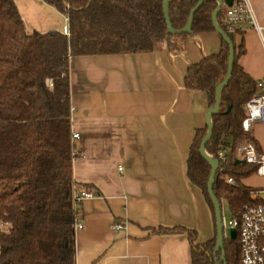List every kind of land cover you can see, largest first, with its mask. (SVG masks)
<instances>
[{"label":"trees","instance_id":"obj_1","mask_svg":"<svg viewBox=\"0 0 264 264\" xmlns=\"http://www.w3.org/2000/svg\"><path fill=\"white\" fill-rule=\"evenodd\" d=\"M200 0H171L168 16L174 31L182 30ZM62 14L68 36L49 31L28 34L14 0H0V264H76L73 203L77 191L90 190L72 176L75 160L71 129L69 58L108 54H139L172 46L163 13L164 0H43ZM216 3L207 1L193 15L191 33L214 31L211 15ZM220 12L217 25L231 40L235 56L231 79L211 118L208 155L228 151V163L215 173L213 194L226 202L233 217L247 204L262 203L256 189L242 184L255 168L234 160L236 143L250 142L259 152L252 131L243 132L246 103L258 93L256 81L237 64L243 46L236 48ZM191 65L184 77L188 90L205 92L214 106L215 88L228 68V45ZM207 128L198 130L186 160V178L198 188L210 208L214 236L197 243L195 232L176 226L157 234H183L191 248V264H239L237 239L223 241L214 253V212L207 195L210 167L199 154ZM232 179L235 185L226 182ZM96 195L98 193L94 192Z\"/></svg>","mask_w":264,"mask_h":264},{"label":"crops","instance_id":"obj_2","mask_svg":"<svg viewBox=\"0 0 264 264\" xmlns=\"http://www.w3.org/2000/svg\"><path fill=\"white\" fill-rule=\"evenodd\" d=\"M248 2L264 28V0ZM233 41L243 46L240 68L254 81L264 79L257 31L243 24ZM171 42L150 53L69 58L71 129L79 136L72 176L99 194L75 208L83 227L75 232L76 264H191L187 237L158 231L184 227L197 243L214 236L210 208L186 178L189 149L196 131L206 127L209 101L205 92L186 89L184 77L191 65L220 51V36L208 31ZM254 139L264 152V140ZM255 177L242 184L264 188V179ZM114 223L125 230L113 231Z\"/></svg>","mask_w":264,"mask_h":264},{"label":"built area","instance_id":"obj_3","mask_svg":"<svg viewBox=\"0 0 264 264\" xmlns=\"http://www.w3.org/2000/svg\"><path fill=\"white\" fill-rule=\"evenodd\" d=\"M220 12L223 13V23L229 34H235L243 25L248 24L253 27L264 43V28H260L255 23L254 14L248 0H231V5L227 6L222 0ZM63 34L68 36L67 27L63 28ZM258 93L252 97L245 105L246 116L241 123L243 132H249L253 125H264V79L256 81ZM79 139L77 134L72 133V140ZM228 151H219L215 158L219 161L218 170L228 163ZM76 156V153H75ZM234 160L239 163L255 168V175L264 177V152L258 153L250 142L236 143L234 149ZM230 185H235L232 179H227ZM90 190L77 191L73 197L74 206L97 198ZM257 200L262 199V203L247 204L243 207L238 219L232 218L229 221L222 217L223 237L229 239V231H236V239L239 244L240 257L239 264H264V188L258 189L254 193ZM82 225L76 223L75 231H80ZM113 231H124L125 225L114 223L111 226Z\"/></svg>","mask_w":264,"mask_h":264},{"label":"water","instance_id":"obj_4","mask_svg":"<svg viewBox=\"0 0 264 264\" xmlns=\"http://www.w3.org/2000/svg\"><path fill=\"white\" fill-rule=\"evenodd\" d=\"M170 1L171 0H164V3H163V13H164L165 22L167 25V32L170 34H182V33H184V34H190V35H192L191 26H192V21H193V15L195 14V12L200 8V6L203 3L207 2V1L215 2L216 3V9L214 10V12L211 15L212 27H213V30L222 38V40L228 45V48H229L227 74H226L225 78L223 79V81L220 82L215 88V97H214L215 103H214L213 107L208 109V111L205 115V125L207 128V131H206L205 136L202 138L200 146H199L200 156L204 159V161L210 167V174H209V178H208V182H207L206 187H207V195H208V198H209L210 203H211L212 208H213L214 220H215V231H216V243L215 244L216 245H215L214 253L216 254L217 252H220L221 253V260H223L224 237H223V228H222L221 204H220V201H218L213 194L214 178H215V173L217 172L218 167H219V161L215 158L210 157L206 153L205 146L212 136L213 125L211 122V118L218 113L219 107H220V95H221L223 89L228 85V83L231 79L235 51H234V47H233L231 40L228 38V35L225 33L224 30H222L217 25V22H216V18H217L218 14L220 13V10H221V6H222V2H223L222 0H200L197 3V5L191 10L186 26L180 31H174V29L172 28V25L170 23L168 12H167L168 5H169ZM224 2L226 3L227 6H230L232 3L231 0H224ZM229 239L231 241H234L236 239V231L235 230L229 231Z\"/></svg>","mask_w":264,"mask_h":264},{"label":"rangeland","instance_id":"obj_5","mask_svg":"<svg viewBox=\"0 0 264 264\" xmlns=\"http://www.w3.org/2000/svg\"><path fill=\"white\" fill-rule=\"evenodd\" d=\"M15 2V1H14ZM16 3V2H15ZM43 0H17L19 14L25 26V31L28 34L34 32L38 33L44 30H48L51 27H59L61 30L64 26L67 27V23L63 16H60L51 6L43 4ZM252 135L264 140V129L255 131L254 125L252 127ZM210 156V155H209ZM212 157V156H210ZM264 177H255L253 182L262 183ZM257 190V189H256ZM221 212L224 220L229 221L232 219L233 214L229 209L227 203L224 201L221 203Z\"/></svg>","mask_w":264,"mask_h":264}]
</instances>
